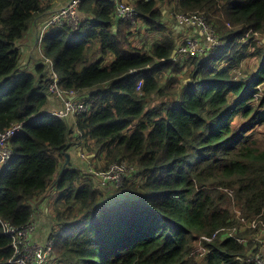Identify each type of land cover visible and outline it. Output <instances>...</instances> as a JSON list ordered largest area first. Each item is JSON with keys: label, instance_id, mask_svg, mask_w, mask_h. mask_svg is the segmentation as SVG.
<instances>
[{"label": "trees", "instance_id": "16d2710c", "mask_svg": "<svg viewBox=\"0 0 264 264\" xmlns=\"http://www.w3.org/2000/svg\"><path fill=\"white\" fill-rule=\"evenodd\" d=\"M120 1L134 7L136 25L117 17ZM48 9L0 0V131L25 123L0 174V264L14 256L2 222L27 225L46 200L48 264H255L264 234L253 242L261 229L248 224L264 222V0H82L78 30L53 25L39 39L58 88L90 106L68 119L47 110L52 74L22 66L21 45ZM199 13L224 47L172 58L185 40L174 26L198 32L178 17ZM143 30L159 35L150 50L136 44ZM79 148L100 172L132 168L123 186L104 188L77 166Z\"/></svg>", "mask_w": 264, "mask_h": 264}, {"label": "built area", "instance_id": "2783aa9c", "mask_svg": "<svg viewBox=\"0 0 264 264\" xmlns=\"http://www.w3.org/2000/svg\"><path fill=\"white\" fill-rule=\"evenodd\" d=\"M82 0H71L61 8L50 20L47 28L53 25H68L74 30H78L81 24V18L78 15V6ZM116 15L119 19L132 24L136 23V11L133 6L126 2H118L116 7ZM180 24H187L197 31L192 32V36L182 41L179 46L178 53L183 55L205 56L213 48L219 47L222 49L224 45L220 44V40L215 34V31L208 25L206 18L199 14L180 15ZM179 24V25H180ZM181 26V25H180ZM183 27V26H181ZM197 35V36H195ZM201 38H204L201 40ZM47 64L52 67L50 61L46 60ZM53 85L51 92L62 101V107L55 111L53 115L61 119H68L74 115L84 114L90 110V106L78 100L74 92H63L58 86V78L52 72ZM141 85V84H140ZM25 123H16L5 131H0V174L4 168L13 160L14 152L11 147L12 140L18 136L24 129ZM81 159L86 160L85 154H81ZM93 172V170H90ZM132 168H129L125 163L112 164L107 171L96 172L99 177V184L107 188L114 186L120 188L126 177L130 174ZM241 216V215H239ZM242 222L248 224L244 219ZM4 234L10 237L12 248L14 251L13 258L9 264H48L53 259V241L48 240L45 243H36L32 241V236L36 231V224L31 222L24 226H13L9 223L2 222ZM248 227L252 229H261L264 232V222L256 219ZM234 232V231H233ZM260 240H255V242ZM263 244L262 241H260ZM252 261L255 264H264L263 253H258Z\"/></svg>", "mask_w": 264, "mask_h": 264}, {"label": "crops", "instance_id": "0c3cea01", "mask_svg": "<svg viewBox=\"0 0 264 264\" xmlns=\"http://www.w3.org/2000/svg\"><path fill=\"white\" fill-rule=\"evenodd\" d=\"M71 0H45L46 5L49 6V9L42 15H40L33 23L29 33L28 37L25 39V41L22 43L21 47L23 50V58H22V66L25 68L27 67H34L35 64H37L38 67L45 66V70H50V65L47 64V62L42 58L40 53V37L43 35L48 29L47 28L51 18L67 3ZM174 30L177 31V39L178 41H182L183 39H186L190 36H192V32L184 27L181 26H174ZM175 31V32H176ZM197 36V35H195ZM52 71H50L49 76L51 75ZM62 107V102L56 97H52L50 99L49 105L47 106V110L50 112H55L58 109ZM80 150H82L83 153L87 154V160L81 161L80 163L84 165V163L87 162L86 167L87 170H92L95 167H99L100 161L94 157L88 150H83L82 148H79L77 150V153L79 154ZM73 154V152H72ZM82 154V153H81ZM70 163L72 164L71 157H70ZM77 166L78 163H77ZM39 203V202H38ZM49 215L48 210V204L46 201H41L36 209V213L34 216L33 222L36 224V231L32 236V241L36 243H45L48 242L49 237L51 235L52 230V224L51 219Z\"/></svg>", "mask_w": 264, "mask_h": 264}, {"label": "rangeland", "instance_id": "374dc122", "mask_svg": "<svg viewBox=\"0 0 264 264\" xmlns=\"http://www.w3.org/2000/svg\"><path fill=\"white\" fill-rule=\"evenodd\" d=\"M136 23H137V22H136ZM136 23H135L134 25H136ZM27 37H28V36H27ZM158 38H159V35H157V34H155V33H147V32H145L144 30H143L142 33H139V34L136 33V36H135L136 44H137L139 47L145 46V48L148 49V50H150L151 45H152L153 42H155ZM256 38H264V36L257 35ZM140 39H143V42H142V43L139 42ZM220 44L224 45L221 41H220ZM214 50H215V51H216V50H220V48H219V47H217V48H213L211 52H213ZM206 56H207V55H206ZM36 67H37V64H35L34 67H27V68H25L23 71L35 72ZM249 68H250V70H252L251 67H249ZM41 71H42V74H46V75L49 76L50 70H41ZM178 77H180L181 79H183V75H179ZM165 83H166V79H165L164 82H163V85H162L163 87L165 86ZM6 89H7V88H6ZM6 89H3V90H2V93H4L5 91H7ZM257 130H258L257 137L260 138V139H264V127L257 128ZM261 142H262V141H261ZM262 146H264V142H263V145H262ZM79 160H80V159H79ZM86 164H87V162L84 163V165H82L81 163H79V166H80V167H84L85 170H87ZM87 171L89 172L90 170H87ZM98 171H99V169L95 167V168L93 169V172H92V173H96V172H98ZM92 175H93V174H92ZM93 176H94V175H93ZM124 181H125V180H124ZM123 184H124V182H123L121 185H123ZM54 194H55V193H54ZM238 215H241V211L238 212ZM232 233H233V232H232ZM262 234H264V232L261 233L259 236L255 237V240H256V239H257V240H260V239L262 238ZM255 240H252V241L255 242ZM201 250H202V249H200V251H201ZM259 250H260L259 253H263V252H264V243L261 244V247H260Z\"/></svg>", "mask_w": 264, "mask_h": 264}, {"label": "water", "instance_id": "95a60500", "mask_svg": "<svg viewBox=\"0 0 264 264\" xmlns=\"http://www.w3.org/2000/svg\"><path fill=\"white\" fill-rule=\"evenodd\" d=\"M177 50H175L174 52H173V55H172V58H175V56L177 55ZM70 163V155H67V159H66V163H65V165H64V169L67 167V165Z\"/></svg>", "mask_w": 264, "mask_h": 264}, {"label": "clouds", "instance_id": "9594fccd", "mask_svg": "<svg viewBox=\"0 0 264 264\" xmlns=\"http://www.w3.org/2000/svg\"><path fill=\"white\" fill-rule=\"evenodd\" d=\"M127 3V2H126ZM177 52H178V50H177ZM177 54H179V53H177ZM52 74V73H51ZM82 154H85L86 156H87V154L86 153H82ZM88 157V156H87ZM87 160V159H86ZM86 160H82L81 159V161H86ZM93 170V169H92ZM98 172H100V171H98ZM89 173L90 174H93L94 176H96L97 177V179H98V183H99V177L96 175V174H94V173H92V171H89ZM100 185V184H99Z\"/></svg>", "mask_w": 264, "mask_h": 264}]
</instances>
